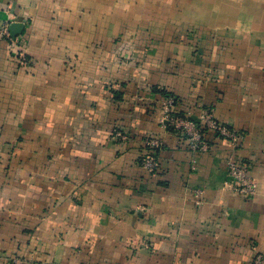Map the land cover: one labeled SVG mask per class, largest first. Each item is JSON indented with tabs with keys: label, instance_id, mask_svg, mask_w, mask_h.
I'll use <instances>...</instances> for the list:
<instances>
[{
	"label": "crops",
	"instance_id": "crops-1",
	"mask_svg": "<svg viewBox=\"0 0 264 264\" xmlns=\"http://www.w3.org/2000/svg\"><path fill=\"white\" fill-rule=\"evenodd\" d=\"M0 20L23 26L0 37V264L264 252V0H0ZM154 88L181 114L211 110L240 146L206 131L192 152L161 126ZM149 136L154 173L140 163ZM230 156L253 196L232 189Z\"/></svg>",
	"mask_w": 264,
	"mask_h": 264
},
{
	"label": "built area",
	"instance_id": "built-area-1",
	"mask_svg": "<svg viewBox=\"0 0 264 264\" xmlns=\"http://www.w3.org/2000/svg\"><path fill=\"white\" fill-rule=\"evenodd\" d=\"M0 37H5L9 42L14 41L8 31V24L0 20ZM18 61L26 64L27 59L23 52H19ZM176 98L174 95L163 96L160 102L161 126L176 134L179 139L185 141L186 146L192 152H204L208 150L209 143L204 138V132L211 131L217 136L227 140L233 148L240 146L244 134L234 127L217 120L211 110L203 111L199 117L181 114L175 109ZM114 136L125 138L120 130L114 131ZM146 152L141 156L140 163L149 172L154 173L157 162V151L161 142L156 136H149L146 139ZM226 173L231 180L232 189L245 196L251 197L257 192V182L249 175L248 165L238 162L233 157H228L225 164ZM199 194V191H196ZM252 264H264V252L255 255Z\"/></svg>",
	"mask_w": 264,
	"mask_h": 264
},
{
	"label": "water",
	"instance_id": "water-1",
	"mask_svg": "<svg viewBox=\"0 0 264 264\" xmlns=\"http://www.w3.org/2000/svg\"><path fill=\"white\" fill-rule=\"evenodd\" d=\"M22 27L23 26L20 23H11L8 27V31L10 33V36L12 38H15L16 34L21 31Z\"/></svg>",
	"mask_w": 264,
	"mask_h": 264
},
{
	"label": "trees",
	"instance_id": "trees-1",
	"mask_svg": "<svg viewBox=\"0 0 264 264\" xmlns=\"http://www.w3.org/2000/svg\"><path fill=\"white\" fill-rule=\"evenodd\" d=\"M154 90L160 92V94L162 95V97L163 96H166V95H172V94L166 92L165 90H159L158 88H154Z\"/></svg>",
	"mask_w": 264,
	"mask_h": 264
}]
</instances>
